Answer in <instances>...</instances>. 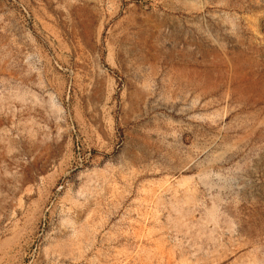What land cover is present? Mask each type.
<instances>
[{
	"label": "rangeland",
	"instance_id": "obj_1",
	"mask_svg": "<svg viewBox=\"0 0 264 264\" xmlns=\"http://www.w3.org/2000/svg\"><path fill=\"white\" fill-rule=\"evenodd\" d=\"M0 264H264V0H0Z\"/></svg>",
	"mask_w": 264,
	"mask_h": 264
}]
</instances>
